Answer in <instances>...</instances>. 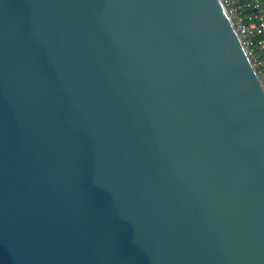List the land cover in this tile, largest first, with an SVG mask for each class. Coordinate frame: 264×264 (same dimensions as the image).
<instances>
[{"label": "water", "instance_id": "water-1", "mask_svg": "<svg viewBox=\"0 0 264 264\" xmlns=\"http://www.w3.org/2000/svg\"><path fill=\"white\" fill-rule=\"evenodd\" d=\"M0 264H264V89L221 0H0Z\"/></svg>", "mask_w": 264, "mask_h": 264}, {"label": "built area", "instance_id": "built-area-1", "mask_svg": "<svg viewBox=\"0 0 264 264\" xmlns=\"http://www.w3.org/2000/svg\"><path fill=\"white\" fill-rule=\"evenodd\" d=\"M264 89V0H221Z\"/></svg>", "mask_w": 264, "mask_h": 264}]
</instances>
